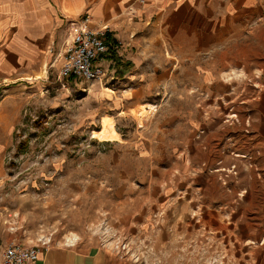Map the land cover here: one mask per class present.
Here are the masks:
<instances>
[{
	"label": "rangeland",
	"instance_id": "obj_1",
	"mask_svg": "<svg viewBox=\"0 0 264 264\" xmlns=\"http://www.w3.org/2000/svg\"><path fill=\"white\" fill-rule=\"evenodd\" d=\"M262 4L243 72L190 67L131 94L109 52L107 86L64 87L51 54L39 75H0V262L19 241L133 264H264ZM109 125L118 136L101 138ZM246 235L259 239L245 258Z\"/></svg>",
	"mask_w": 264,
	"mask_h": 264
},
{
	"label": "crops",
	"instance_id": "obj_2",
	"mask_svg": "<svg viewBox=\"0 0 264 264\" xmlns=\"http://www.w3.org/2000/svg\"><path fill=\"white\" fill-rule=\"evenodd\" d=\"M262 2L0 0V75L24 79L41 74L51 46L70 32L72 20L86 14L107 26L118 42L116 57L128 64L121 69L131 94H146L149 83L172 82L175 77L184 81L185 68L190 67L230 66L243 72V29L262 12ZM255 239L259 235L243 236V253H249L245 258L252 257ZM35 264L133 263L102 248L50 245L41 249Z\"/></svg>",
	"mask_w": 264,
	"mask_h": 264
},
{
	"label": "built area",
	"instance_id": "obj_3",
	"mask_svg": "<svg viewBox=\"0 0 264 264\" xmlns=\"http://www.w3.org/2000/svg\"><path fill=\"white\" fill-rule=\"evenodd\" d=\"M107 26L96 23L86 14L71 21L70 32L50 48L49 68L58 67V78L65 87L70 82H109L106 56L117 43L107 38ZM108 80V81H107ZM41 248L11 242L2 251L0 264H35Z\"/></svg>",
	"mask_w": 264,
	"mask_h": 264
},
{
	"label": "bare ground",
	"instance_id": "obj_4",
	"mask_svg": "<svg viewBox=\"0 0 264 264\" xmlns=\"http://www.w3.org/2000/svg\"><path fill=\"white\" fill-rule=\"evenodd\" d=\"M99 134H100L101 138H104V137L110 136V135L118 136V133L114 130V128H112V125H109L108 127H105L102 130H100ZM69 238H70L71 242L74 239V237H69Z\"/></svg>",
	"mask_w": 264,
	"mask_h": 264
},
{
	"label": "trees",
	"instance_id": "obj_5",
	"mask_svg": "<svg viewBox=\"0 0 264 264\" xmlns=\"http://www.w3.org/2000/svg\"><path fill=\"white\" fill-rule=\"evenodd\" d=\"M107 38H110L111 41L114 40V38L111 37V35H110L109 33L107 34ZM110 53H112V54H110V57H113V60L116 61L117 68H121V66H122V67H123V66H126V67L128 66V64H123V63H121V62L118 60V57H116V55L114 54V48L110 50Z\"/></svg>",
	"mask_w": 264,
	"mask_h": 264
}]
</instances>
